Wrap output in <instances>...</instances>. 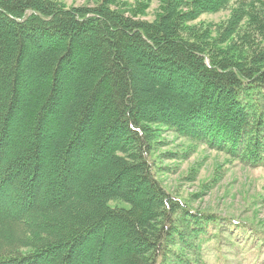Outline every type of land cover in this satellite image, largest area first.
<instances>
[{"label":"trees","instance_id":"1","mask_svg":"<svg viewBox=\"0 0 264 264\" xmlns=\"http://www.w3.org/2000/svg\"><path fill=\"white\" fill-rule=\"evenodd\" d=\"M116 1L0 0V264H208L217 219L161 184L153 123L264 165V0L224 24L242 54L184 34L232 0H164L153 21Z\"/></svg>","mask_w":264,"mask_h":264},{"label":"rangeland","instance_id":"2","mask_svg":"<svg viewBox=\"0 0 264 264\" xmlns=\"http://www.w3.org/2000/svg\"><path fill=\"white\" fill-rule=\"evenodd\" d=\"M56 1L65 7H76L96 6L102 0ZM163 2L164 0H117L115 5L122 11L153 21L160 13ZM245 5L247 4L241 5L240 0H232L229 8L202 12L186 23L184 34L206 39L208 37L209 44L224 50L232 42L240 40H236L239 36L232 33H227L222 38L226 26L224 24L238 7L242 8L240 13H246ZM181 10L185 12L187 8ZM241 20L238 28L241 32H246L245 37L253 36L254 27L250 24V17L246 14ZM252 43V40L246 39L245 42L232 44L231 50L246 53ZM159 65L164 63L159 62ZM196 116L190 112L181 118L185 123L197 125L198 129L205 127L208 132L217 128L208 120L202 119L206 118L205 114ZM150 128L153 131L151 161L161 184L171 196L183 201L184 205L187 204L189 209L208 212L217 219V222L208 226L209 234L213 237L206 244L208 264H255L254 260L247 257L254 254L255 249L264 251V165L250 167L240 164L239 160L232 158L224 150L180 134L166 123H153ZM234 219L237 223L233 222ZM246 245L247 252L244 249ZM257 264H264V258Z\"/></svg>","mask_w":264,"mask_h":264}]
</instances>
